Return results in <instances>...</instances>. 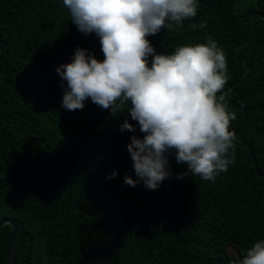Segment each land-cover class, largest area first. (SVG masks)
Returning a JSON list of instances; mask_svg holds the SVG:
<instances>
[{
	"label": "trees",
	"instance_id": "trees-1",
	"mask_svg": "<svg viewBox=\"0 0 264 264\" xmlns=\"http://www.w3.org/2000/svg\"><path fill=\"white\" fill-rule=\"evenodd\" d=\"M198 3L183 28L148 39L157 54L208 37L225 50L235 163L215 182L180 180L173 152V178L150 191L124 184L137 179L126 145L143 137L127 106H61L56 68L77 47L102 61L96 34L79 32L62 0H0V222H20L17 264H239L264 239V0ZM125 120L136 132L119 130ZM11 239L8 224L0 264Z\"/></svg>",
	"mask_w": 264,
	"mask_h": 264
},
{
	"label": "clouds",
	"instance_id": "clouds-1",
	"mask_svg": "<svg viewBox=\"0 0 264 264\" xmlns=\"http://www.w3.org/2000/svg\"><path fill=\"white\" fill-rule=\"evenodd\" d=\"M71 22L84 35L95 33L104 59L77 47L70 63L56 68L64 89L62 107L82 110L91 102L114 115L127 106L142 138L126 145L137 179L154 191L173 178L169 156L205 181L235 163L236 114L222 94L230 76L225 50L211 37L206 43L177 46L157 54L148 37L174 31L198 14V0H62ZM203 25H201L202 27ZM191 27L195 29L196 24ZM66 84V86H65ZM130 105V107H129ZM121 132H136L127 120ZM113 171L109 179L115 178ZM239 264H264V239L245 250Z\"/></svg>",
	"mask_w": 264,
	"mask_h": 264
},
{
	"label": "water",
	"instance_id": "water-1",
	"mask_svg": "<svg viewBox=\"0 0 264 264\" xmlns=\"http://www.w3.org/2000/svg\"><path fill=\"white\" fill-rule=\"evenodd\" d=\"M8 224L12 225V239L10 243L9 259L11 264H17L16 256H15V245L21 226H20V222L17 219H4L3 221L0 222V234L2 228Z\"/></svg>",
	"mask_w": 264,
	"mask_h": 264
},
{
	"label": "rangeland",
	"instance_id": "rangeland-1",
	"mask_svg": "<svg viewBox=\"0 0 264 264\" xmlns=\"http://www.w3.org/2000/svg\"><path fill=\"white\" fill-rule=\"evenodd\" d=\"M232 253H234V252H232Z\"/></svg>",
	"mask_w": 264,
	"mask_h": 264
}]
</instances>
